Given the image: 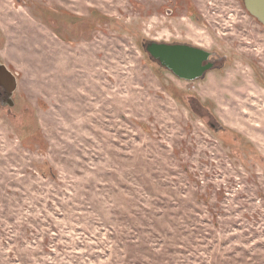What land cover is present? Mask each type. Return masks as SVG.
<instances>
[{
  "label": "rangeland",
  "instance_id": "1",
  "mask_svg": "<svg viewBox=\"0 0 264 264\" xmlns=\"http://www.w3.org/2000/svg\"><path fill=\"white\" fill-rule=\"evenodd\" d=\"M148 41L215 68L179 80ZM0 63V264H264V26L242 0H0Z\"/></svg>",
  "mask_w": 264,
  "mask_h": 264
},
{
  "label": "water",
  "instance_id": "2",
  "mask_svg": "<svg viewBox=\"0 0 264 264\" xmlns=\"http://www.w3.org/2000/svg\"><path fill=\"white\" fill-rule=\"evenodd\" d=\"M242 2L246 12L264 26V0H242ZM146 51L153 60L183 80L197 79L202 72L209 69L208 66H201L202 60L206 58L201 50L150 44ZM0 86L8 95L7 105L12 107L11 97L16 88V77L2 63H0Z\"/></svg>",
  "mask_w": 264,
  "mask_h": 264
},
{
  "label": "flooded vegetation",
  "instance_id": "3",
  "mask_svg": "<svg viewBox=\"0 0 264 264\" xmlns=\"http://www.w3.org/2000/svg\"><path fill=\"white\" fill-rule=\"evenodd\" d=\"M150 44H160V45H165V46H168V47H180V48H192V49H196V50H201L205 53L206 55V58L204 60H202V63H201V66L204 67V66H208L209 69H207L206 71L202 72L201 76L197 79H194V80H183V79H180L178 77L179 80H182V81H196V80H200V78L204 77V75L212 70H214L215 68V64L217 62V58L214 54L212 53H209L201 48H197L189 43H182V42H172V43H164V42H152V41H148L146 43V46H145V50L147 49V47L150 45ZM147 52V51H146ZM148 53V52H147ZM150 56V55H149ZM4 65V64H3ZM161 66V65H160ZM163 67V66H161ZM164 68V67H163ZM167 72H169L170 74L172 73L174 75L173 72H170L168 71L166 68H164ZM175 76V75H174ZM16 77V76H15ZM0 97L4 100V102H6V105H7V102H8V95L6 94L5 90H3V88L0 86ZM14 105V104H13ZM9 106V105H8ZM10 107V106H9Z\"/></svg>",
  "mask_w": 264,
  "mask_h": 264
},
{
  "label": "trees",
  "instance_id": "4",
  "mask_svg": "<svg viewBox=\"0 0 264 264\" xmlns=\"http://www.w3.org/2000/svg\"><path fill=\"white\" fill-rule=\"evenodd\" d=\"M202 105V104H201Z\"/></svg>",
  "mask_w": 264,
  "mask_h": 264
}]
</instances>
